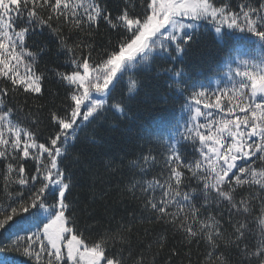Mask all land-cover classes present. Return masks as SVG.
<instances>
[{"label": "snow or ice", "instance_id": "snow-or-ice-1", "mask_svg": "<svg viewBox=\"0 0 264 264\" xmlns=\"http://www.w3.org/2000/svg\"><path fill=\"white\" fill-rule=\"evenodd\" d=\"M101 23L108 39L98 45L92 32ZM213 29L221 43L240 34L260 50L258 58L239 48L223 56L234 84L214 94L215 103H203L218 109L215 117L202 112L210 98L196 91L204 85L187 63ZM44 32L66 57V70L52 69L51 77L38 63L47 44L34 51L29 44ZM51 79L63 89V103L49 111L47 133L39 121L21 126L12 101L17 94L53 95ZM146 81H162L161 101L188 93L186 139L198 143V154L187 159L173 150L163 180L132 175L119 182L122 195L135 198L139 189L141 219L160 226L154 239L140 238L135 214L94 236L72 199L79 178L65 163L69 139L109 113L126 122L134 103L149 95ZM156 161L149 149L127 167L143 177ZM0 165V256L14 252L29 264H160L153 249L168 247L165 233L174 232L189 246L203 242V264H264V0H0ZM87 167V178L104 184L120 174L111 157ZM176 255L169 251L165 264H176Z\"/></svg>", "mask_w": 264, "mask_h": 264}, {"label": "trees", "instance_id": "trees-1", "mask_svg": "<svg viewBox=\"0 0 264 264\" xmlns=\"http://www.w3.org/2000/svg\"><path fill=\"white\" fill-rule=\"evenodd\" d=\"M131 2L135 3V0H131ZM233 2L235 3V0ZM198 31L203 33L205 28L201 27ZM107 33L108 29L101 23L99 28L92 32L95 43L98 45L106 43ZM80 38H84L83 33L80 34ZM33 41H29V44L33 45L30 50L34 51L35 45L43 47L47 44L48 46L49 51L47 54H42V59L38 58V63L40 68L47 71L50 77L52 76V69L66 70L60 68L66 57L59 48V41L55 37L47 32L37 33L33 37ZM229 48H239L252 52L257 58L260 56L259 46L255 44V41L245 40L241 38L240 34H236L233 39L221 43L216 38L213 29L203 36L201 44L194 47L187 57V63L192 66L193 80L198 79L205 87L215 77L223 74L226 64L222 58L227 55ZM232 54L236 55V52L233 51ZM146 84L145 91L149 92V95H142L140 101L134 103L133 111L129 114L126 122H120L114 114L109 113L99 123L98 127L88 126L80 131L78 140L69 139L70 154L66 153L68 160L65 163L79 178V183L73 190L72 199L76 200L78 204L83 222L95 229L94 236L96 233L114 227L116 221L125 223L132 220L133 214H135L137 219L134 223L140 229V233H138L140 238L142 240L154 239L160 226L144 222L141 219L139 189L136 190L135 198L131 194L122 195L117 191L118 186H120L119 182L124 180L127 183V178L132 175H135L137 179L148 180L156 177L163 180L167 171L164 167V161L168 156L174 154L173 150L176 154H181L187 159L198 154L197 143L187 140V135L183 133V128L187 124L190 125L187 118L188 113L185 110V96L188 93L185 92L184 96L175 98L166 96L161 101L159 99L161 94L157 89L162 81H146ZM48 87L52 89L53 95L43 98H36L39 94H32V96L16 95L12 102L20 108L18 119L22 122L21 126H25V122L39 121L40 131L47 133L49 111L52 110L53 105L59 108L63 103V89L56 83L55 79L50 80ZM199 89L198 86L196 91ZM90 138L93 139L91 143L89 142ZM41 142L43 141L41 140ZM149 149L157 157V161L154 165L148 166L146 174L141 177L138 169H129L127 165L129 161L136 160L142 153L147 154ZM110 157L114 160L115 165H120V168L117 169L120 174L116 175L109 184L102 183L100 179L89 180L87 178L89 171L87 166L94 165L100 168L101 162L107 161ZM253 166L258 168V162ZM3 167L0 165V172H2ZM108 174L101 168L102 176ZM192 183L195 185V181ZM2 186L3 176L0 175V187ZM252 191L255 189L253 188ZM2 195L3 193H0V196ZM156 195L159 197V189H157ZM212 211L213 214L217 211L214 204ZM122 217L125 220H121ZM145 229L149 233L147 236L143 235ZM165 236L168 240V247L163 249L154 247L153 249L159 253L157 260L160 264H165L169 251L173 249L177 253L174 257L176 264H203L205 252L203 242L199 245L193 243L189 246L187 243H182V237L179 234L165 233ZM0 259H6L10 264H29L26 257L14 252L5 253L0 256ZM148 259L151 257L149 256Z\"/></svg>", "mask_w": 264, "mask_h": 264}, {"label": "rangeland", "instance_id": "rangeland-1", "mask_svg": "<svg viewBox=\"0 0 264 264\" xmlns=\"http://www.w3.org/2000/svg\"><path fill=\"white\" fill-rule=\"evenodd\" d=\"M233 67H235V65H233ZM228 71V67L226 65V69L225 71L223 72V74L221 75H218L217 77H215L212 82L208 85V86H205L203 89H199L198 91L200 90H204L205 93H206V97L210 98L209 99H205L202 104H201V110L202 112L204 111H212L213 112V117H215L216 113L218 112V109H205L203 107V103H215L216 102V95H219L221 94L222 90L225 89V88H231L234 84V81H230L228 77H226L224 74ZM217 81H219V84H217ZM216 94V95H214ZM221 104L224 103V97L221 95V100H220ZM188 113V112H187ZM188 121H190V114L188 113ZM200 123H204V118L201 117L200 120H199ZM189 124H187L188 126ZM187 126L185 128H183V133H185L186 135H188L186 129H187ZM191 125H189L188 127H190ZM198 145V143H197ZM199 147V145H198Z\"/></svg>", "mask_w": 264, "mask_h": 264}]
</instances>
